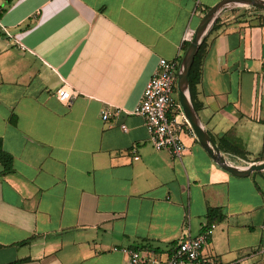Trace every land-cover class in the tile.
Wrapping results in <instances>:
<instances>
[{
  "label": "crops",
  "instance_id": "0c3cea01",
  "mask_svg": "<svg viewBox=\"0 0 264 264\" xmlns=\"http://www.w3.org/2000/svg\"><path fill=\"white\" fill-rule=\"evenodd\" d=\"M3 1L0 139L14 172L0 176V264H129L125 251L145 246L165 260L211 208L226 219L205 258L264 264V170L227 172L187 127L181 159L156 151L132 114L159 61L182 63L223 0ZM248 7L218 18L196 90L203 126L239 168L264 163V16L242 18ZM66 84L70 104L56 96Z\"/></svg>",
  "mask_w": 264,
  "mask_h": 264
},
{
  "label": "built area",
  "instance_id": "2783aa9c",
  "mask_svg": "<svg viewBox=\"0 0 264 264\" xmlns=\"http://www.w3.org/2000/svg\"><path fill=\"white\" fill-rule=\"evenodd\" d=\"M193 41V34L186 37ZM181 63L161 59L152 78L147 83L143 99L132 114L145 120L146 128L156 151H168L173 158L181 159L187 147L181 138L184 127L192 130L178 96V73ZM57 99L70 104L76 97L72 87L64 85L57 90ZM108 110L102 112L104 121L110 119ZM126 129L125 127H123ZM138 160L139 157H136ZM215 226L206 228L196 238L187 237L173 250L168 259L151 256L149 251L126 250L129 264H217L204 256V247Z\"/></svg>",
  "mask_w": 264,
  "mask_h": 264
},
{
  "label": "water",
  "instance_id": "95a60500",
  "mask_svg": "<svg viewBox=\"0 0 264 264\" xmlns=\"http://www.w3.org/2000/svg\"><path fill=\"white\" fill-rule=\"evenodd\" d=\"M243 6H253L264 11V0H223L211 8L194 33L193 41L191 42L183 58L178 73L179 100L184 114L190 123V126L198 141L221 168L238 177H246L255 171L264 170V163L253 164L247 168H239L233 166L225 159L215 142L206 131L197 111L195 110L189 87V74L196 55L198 54L202 44L206 40L218 18L230 9Z\"/></svg>",
  "mask_w": 264,
  "mask_h": 264
},
{
  "label": "trees",
  "instance_id": "16d2710c",
  "mask_svg": "<svg viewBox=\"0 0 264 264\" xmlns=\"http://www.w3.org/2000/svg\"><path fill=\"white\" fill-rule=\"evenodd\" d=\"M13 0H9L8 4H11ZM3 13V9H0V18ZM219 19L216 21L215 25L212 28V31L215 30L216 25L218 24ZM190 44L185 46V50H188ZM207 47V39L202 44L198 54L195 57L194 63L191 67L190 74H189V87L192 97V102L194 104L195 110L198 112L200 110V105L196 101V90L197 86L201 82L202 79V62L205 56V51ZM181 63V62H180ZM0 162L3 166V170L0 173L1 177L9 175L14 172V159L13 157L4 150L2 140L0 139ZM226 219V215L220 208H211L207 214V226L206 228H211L212 226H217L223 223ZM27 242H23L22 244H26ZM135 250L139 251H149L152 250L145 246L143 248H135Z\"/></svg>",
  "mask_w": 264,
  "mask_h": 264
},
{
  "label": "rangeland",
  "instance_id": "374dc122",
  "mask_svg": "<svg viewBox=\"0 0 264 264\" xmlns=\"http://www.w3.org/2000/svg\"><path fill=\"white\" fill-rule=\"evenodd\" d=\"M3 0H0V5H2L3 4ZM240 11V9H236V11L235 12H239ZM264 16V11H262V10H259L258 8H255V7H248L247 9H245V13L242 15V18L244 17H251V18H254V17H257V16ZM178 96H179V93H178ZM181 138L183 139V140H185V133L184 132H182V134H181ZM225 262H226V260H224Z\"/></svg>",
  "mask_w": 264,
  "mask_h": 264
},
{
  "label": "bare ground",
  "instance_id": "6f19581e",
  "mask_svg": "<svg viewBox=\"0 0 264 264\" xmlns=\"http://www.w3.org/2000/svg\"><path fill=\"white\" fill-rule=\"evenodd\" d=\"M193 38H194V34H193Z\"/></svg>",
  "mask_w": 264,
  "mask_h": 264
}]
</instances>
